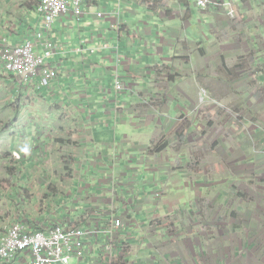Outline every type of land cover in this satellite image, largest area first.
<instances>
[{"label": "crops", "instance_id": "1", "mask_svg": "<svg viewBox=\"0 0 264 264\" xmlns=\"http://www.w3.org/2000/svg\"><path fill=\"white\" fill-rule=\"evenodd\" d=\"M83 1L79 21L66 14L46 34L57 46L48 59L54 81L37 90L5 74L0 80L10 88L8 101L27 105L36 97L48 110L58 107L59 120L51 121L60 143L56 165L42 155L51 167L42 176L51 171L52 186L33 181L23 198L10 188L3 196V231L17 222L34 230L80 226L89 233L80 264H264V218L257 210L244 220L225 218L223 202L209 198L215 187L190 168L193 135L205 133L198 143L208 139L207 113L236 107L243 89L264 83V2L224 0L231 16V10H201L196 0ZM39 3L0 0V43L35 41L43 28ZM118 76L126 83L119 94ZM213 81L225 89H214ZM227 85V99L213 98ZM197 151L209 159L208 144ZM251 152L253 167L240 170L250 176L257 172ZM44 158L36 159L40 173ZM27 165L32 175L35 166ZM113 237L111 257L105 246ZM22 260L14 264H29Z\"/></svg>", "mask_w": 264, "mask_h": 264}, {"label": "rangeland", "instance_id": "2", "mask_svg": "<svg viewBox=\"0 0 264 264\" xmlns=\"http://www.w3.org/2000/svg\"><path fill=\"white\" fill-rule=\"evenodd\" d=\"M4 74L0 66V80H6ZM6 76L9 77L8 79H13L14 84L17 83L13 77ZM259 82L258 85L251 86L250 90L243 89L239 103H232L236 107L231 105L233 107L229 108L225 104L226 106H221L218 110L207 113L205 124L208 126L206 144H208L209 159L203 160L201 158L203 153L197 151L198 147L204 148L206 145L204 142L198 143L202 136L205 137V133H200V138L193 135L195 138L192 147L195 148V157L191 160L190 168L201 182L209 181V189H212L211 186L215 187L216 192L210 191L209 198L211 200L218 198L219 203L222 204L223 202V214L227 219L231 217L236 220H244V217L253 216L255 210L258 211L259 217L264 218V83H261V80ZM210 86L215 87L214 89L218 87L225 89L222 82L213 81ZM228 86L226 92L216 94L213 98L220 95L227 99L229 96L227 93ZM9 89L7 85L0 86L1 233L4 232L2 228L3 219L7 217V208L2 201L3 196L9 193L10 188V193L21 199L25 196V191L32 190L33 181L37 187L41 183H49L48 186H52L50 183L53 180L51 176L53 173L48 171L42 176L45 169L51 168L48 165V158H44L42 155L48 153L49 156H53L52 164L56 165L57 160L55 158L59 157L60 148L56 124L59 120L57 119L58 107L54 104L48 110L36 97L28 98L25 101L27 105H23L24 100L21 99L8 101ZM250 92H252L251 96L253 95V97L250 99L249 96L250 101L248 103L247 98ZM204 98L209 97L204 95ZM51 119H55L56 123H53ZM48 121L52 122L54 129ZM17 123L19 124L16 128ZM256 131L258 133L257 142L253 139V134L255 135ZM223 138L226 143L222 145ZM239 138H242L241 152L238 153L239 157L235 158L234 153L238 149ZM251 148L252 154L250 155L256 158L257 172L250 176L249 172L244 174L240 170L253 167L251 164L253 160L250 161L249 156ZM219 157H223L225 160L219 161ZM37 158L46 160L41 173L36 168ZM28 163L32 165L30 167L32 169L35 166L32 175L25 169L29 167ZM215 184L225 186L219 188ZM243 185L249 188L244 190ZM54 189L57 188L54 186L49 190L53 191ZM245 227L247 228L246 231H249L250 226L245 225Z\"/></svg>", "mask_w": 264, "mask_h": 264}, {"label": "built area", "instance_id": "3", "mask_svg": "<svg viewBox=\"0 0 264 264\" xmlns=\"http://www.w3.org/2000/svg\"><path fill=\"white\" fill-rule=\"evenodd\" d=\"M264 2V0H262ZM83 0H40L38 11L43 17L42 31L36 33L35 41L21 45L0 43V66L6 75L13 76L18 84L41 90L57 77L54 66L48 59L57 53L54 41L46 38L59 17L73 14L78 21L84 14ZM201 10H231V4L224 0H196ZM102 18V13L97 15ZM126 83L116 79V93L125 90ZM124 221L117 219L115 228L121 229ZM88 232L80 226H66L55 223L50 228L31 229L24 223H14L0 234V264H12L20 257L29 264H80L88 255L86 238ZM105 246L111 257L115 251L116 238Z\"/></svg>", "mask_w": 264, "mask_h": 264}, {"label": "trees", "instance_id": "4", "mask_svg": "<svg viewBox=\"0 0 264 264\" xmlns=\"http://www.w3.org/2000/svg\"><path fill=\"white\" fill-rule=\"evenodd\" d=\"M165 146H166V145H161V147H162L161 150H163V149L165 148Z\"/></svg>", "mask_w": 264, "mask_h": 264}, {"label": "bare ground", "instance_id": "5", "mask_svg": "<svg viewBox=\"0 0 264 264\" xmlns=\"http://www.w3.org/2000/svg\"><path fill=\"white\" fill-rule=\"evenodd\" d=\"M62 16H64V15H62ZM62 16H61V17H62ZM61 17H59V18H61Z\"/></svg>", "mask_w": 264, "mask_h": 264}, {"label": "clouds", "instance_id": "6", "mask_svg": "<svg viewBox=\"0 0 264 264\" xmlns=\"http://www.w3.org/2000/svg\"><path fill=\"white\" fill-rule=\"evenodd\" d=\"M39 7V6H38ZM116 91V90H115ZM118 94V93H117Z\"/></svg>", "mask_w": 264, "mask_h": 264}]
</instances>
